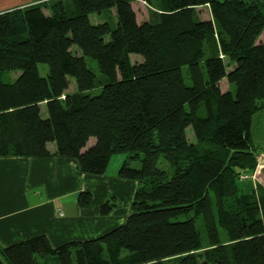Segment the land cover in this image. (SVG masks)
I'll return each mask as SVG.
<instances>
[{
	"label": "trees",
	"instance_id": "1",
	"mask_svg": "<svg viewBox=\"0 0 264 264\" xmlns=\"http://www.w3.org/2000/svg\"><path fill=\"white\" fill-rule=\"evenodd\" d=\"M143 1V23L132 0H49L0 13V156H48L52 144L83 173L103 175L126 153L119 177L138 182L123 224L58 247L46 235L0 246V264H264V186L239 184L257 166L251 126L264 106V0ZM203 6L211 19L201 18ZM99 83L100 94H90ZM90 201L82 192L80 204ZM113 207L107 200L100 213Z\"/></svg>",
	"mask_w": 264,
	"mask_h": 264
},
{
	"label": "crops",
	"instance_id": "2",
	"mask_svg": "<svg viewBox=\"0 0 264 264\" xmlns=\"http://www.w3.org/2000/svg\"><path fill=\"white\" fill-rule=\"evenodd\" d=\"M49 0H0V13ZM0 156V246L46 235L53 247L97 238L126 222L137 184L112 174H85L78 160L55 155ZM122 162V160H119ZM109 168V166H108ZM82 192L91 194L80 204ZM113 200L108 215L101 205ZM128 205L122 209V204Z\"/></svg>",
	"mask_w": 264,
	"mask_h": 264
},
{
	"label": "rangeland",
	"instance_id": "3",
	"mask_svg": "<svg viewBox=\"0 0 264 264\" xmlns=\"http://www.w3.org/2000/svg\"><path fill=\"white\" fill-rule=\"evenodd\" d=\"M132 6L134 7L135 11H136V15H137V20L139 23H143L145 21H148L149 19V12H150V5L143 1V0H132ZM198 12L201 16V18H208L211 19L212 18V13L210 10L209 6H203V7H198ZM106 15H103L102 20H100L101 16L98 15H92L91 16V21L97 23V21H103L104 19H106L105 17ZM108 17H110L111 20V24L112 27L116 26V20L114 18V12L108 15ZM260 41H264V31L261 35V39ZM131 61L134 62H138V60H143L141 55L138 54H131ZM226 62H228V58H225ZM87 64L88 66L92 69V71L97 75V77L99 79H101V72L100 69L98 67L97 62L92 59L87 57L86 58ZM232 68V66H229V69ZM39 69L40 71L45 74L48 71V65L46 64H39ZM183 73L185 76V81L187 84H190V80L188 77V70L187 67L183 68ZM69 81H70V86H69V91L73 92L75 90H77V84L76 81L73 77H69ZM221 88L223 91H226L228 89V83L227 80L224 79L222 81V85ZM231 90L233 91V93H235L236 91V87L233 85L231 87ZM102 91V87L100 86V83L90 91V94L92 95H98L100 94V92ZM43 110H42V115L46 116V109L44 107V104H42ZM187 137L189 139V141L191 142H195V136L193 133L192 129H189L187 132ZM95 140V138H92L91 141L89 142V146L92 145V142ZM251 144L253 145V153L256 156L257 159V166L255 167L254 171L251 173L247 174V177L242 178L241 175V179H240V187H242L243 191H248L250 189L251 186L256 187L258 184H261L262 186H264V106L261 107L258 111H256L253 114V118H252V126H251ZM127 157L126 153H116L112 156L110 164H109V168H108V173L112 174L113 172H115L117 169L120 168V165L122 162H119V160H125V158ZM135 164V163H134ZM138 165V163L136 164ZM164 163V160L161 159V163L160 166L163 168H166L167 170H169V165H166ZM245 175V174H243ZM135 183L138 186V182L135 181ZM136 186V188H137ZM135 195V194H134ZM111 202H114L113 200H110ZM116 202L119 203V201L117 200ZM114 202V203H116ZM127 202H124V204H122V209H124L125 207H127L128 205H125ZM120 204V203H119ZM115 206H117V204H115ZM131 211V208H130ZM199 231L201 233L202 236V240H203V244L205 245V248L203 250L209 249L206 245H208V241H207V234L205 231V228L203 226V223L201 221V219L197 218L196 219ZM220 233H221V238L223 241H228V234L227 232L222 229L220 227ZM202 250V251H203ZM54 264H59L57 262V260H53ZM162 264H177L178 261L176 258H166L164 259L162 262Z\"/></svg>",
	"mask_w": 264,
	"mask_h": 264
},
{
	"label": "built area",
	"instance_id": "4",
	"mask_svg": "<svg viewBox=\"0 0 264 264\" xmlns=\"http://www.w3.org/2000/svg\"><path fill=\"white\" fill-rule=\"evenodd\" d=\"M247 177V175H242V178Z\"/></svg>",
	"mask_w": 264,
	"mask_h": 264
}]
</instances>
